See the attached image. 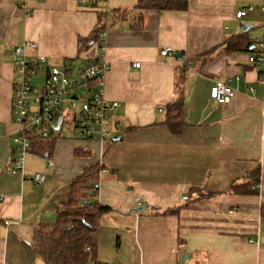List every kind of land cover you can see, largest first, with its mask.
Masks as SVG:
<instances>
[{
	"label": "crops",
	"instance_id": "0c3cea01",
	"mask_svg": "<svg viewBox=\"0 0 264 264\" xmlns=\"http://www.w3.org/2000/svg\"><path fill=\"white\" fill-rule=\"evenodd\" d=\"M137 1L0 0V264H45L33 242L36 228L55 222L71 180L96 163L103 167L97 199L111 209L95 236L98 262L184 264L187 253L185 264H264V71L247 52L228 53L222 44L242 33V24L250 26L247 34L258 26L255 45L264 41V0H188L183 12L144 11L139 31L131 28L134 16L111 24L110 11ZM249 6L255 13L235 18ZM101 13L103 94L118 104L110 112L119 125L114 139L57 134L50 156L27 155V179L11 174L14 50L36 46L25 59H47L38 67L43 80L48 68L65 63L78 72L99 53L88 40ZM166 48L170 54L161 55ZM215 80L235 91L226 105L210 99ZM179 94L187 125L172 135L164 110ZM257 168V194L229 192ZM36 173L42 182L31 180ZM200 190L212 196L199 198ZM176 207L178 213L161 214Z\"/></svg>",
	"mask_w": 264,
	"mask_h": 264
},
{
	"label": "built area",
	"instance_id": "2783aa9c",
	"mask_svg": "<svg viewBox=\"0 0 264 264\" xmlns=\"http://www.w3.org/2000/svg\"><path fill=\"white\" fill-rule=\"evenodd\" d=\"M253 11L252 6L238 10L235 18L241 19ZM260 11L264 13V6ZM104 36L105 32L99 34L102 41L98 44L100 50L95 59L83 65L76 74H72L73 68L68 63L62 69L48 68L41 87H36L35 76L38 67L45 65L47 59L38 57L34 63L26 61V52L28 49L35 50L34 44L25 43L14 50L11 117L17 126V135L12 138L15 154L11 160V174L28 178L23 175L24 158L28 155V140L24 135L33 131L48 133L53 129L52 122L57 116L61 117L60 136L68 133L79 140L98 142L114 139L115 128H119V125L112 121L110 112L118 104L108 101L103 94V78L108 66L104 58ZM256 47L257 52L249 54L248 61L264 71V41ZM170 52L171 49L166 48L160 54L168 55ZM134 66L138 67L139 64L135 63ZM234 94L235 91L228 84L219 80L214 81L209 91L213 105L218 106L228 104ZM65 105L68 107L65 108ZM63 125L67 133L62 132ZM31 180L40 183L44 175L36 173Z\"/></svg>",
	"mask_w": 264,
	"mask_h": 264
},
{
	"label": "trees",
	"instance_id": "16d2710c",
	"mask_svg": "<svg viewBox=\"0 0 264 264\" xmlns=\"http://www.w3.org/2000/svg\"><path fill=\"white\" fill-rule=\"evenodd\" d=\"M97 0H91L94 6ZM102 2V0H99ZM188 6V0H138L133 8L129 10L115 9L107 16L111 24L121 22L130 17L132 20V30L139 31L143 27V12L146 10L176 11L183 12ZM106 13L98 16L99 25L91 33L89 42L100 43L101 32L107 30L104 23ZM110 24V26H111ZM225 51L247 52L254 54L257 52L256 43L248 37L247 33H239L223 41ZM249 62V61H248ZM250 63V62H249ZM251 64V63H250ZM253 65V64H252ZM186 105L184 98L179 94L178 98L168 103L164 110L163 124L172 135H179L187 125ZM58 131L51 129L48 133L33 131L25 134L28 140V154L38 156H50L54 142L58 138ZM20 136V135H19ZM13 156L15 148L12 150ZM13 158V157H12ZM102 165L96 163L86 167L79 175L73 178L69 184V196L56 212V220L53 224L40 225L36 228L33 242L37 250L41 253L45 264H103L97 261V246L95 241L96 233L100 226V221L111 209L102 205L97 199L98 181ZM249 179V180H248ZM241 180L231 183L229 192L237 195L257 194L255 185L259 182V168L244 176ZM199 198L211 197V193L199 191ZM182 207L164 210L161 214H175ZM260 215L264 219V206L260 209ZM4 224L0 218V228Z\"/></svg>",
	"mask_w": 264,
	"mask_h": 264
},
{
	"label": "water",
	"instance_id": "95a60500",
	"mask_svg": "<svg viewBox=\"0 0 264 264\" xmlns=\"http://www.w3.org/2000/svg\"><path fill=\"white\" fill-rule=\"evenodd\" d=\"M250 29V26L249 25H246V24H242L240 26V31L242 33H245L247 32L248 30ZM183 59V54L182 53H177L176 54V60H182ZM60 124H61V117L60 116H57L53 122H52V127L55 131H58L59 130V127H60ZM120 139L119 137L116 138V140ZM183 198H186V195H182ZM190 258V255L187 254V253H184L182 255V263H186L188 261V259Z\"/></svg>",
	"mask_w": 264,
	"mask_h": 264
},
{
	"label": "rangeland",
	"instance_id": "374dc122",
	"mask_svg": "<svg viewBox=\"0 0 264 264\" xmlns=\"http://www.w3.org/2000/svg\"><path fill=\"white\" fill-rule=\"evenodd\" d=\"M254 13H255V11H254ZM242 20H246V19H242ZM256 27L258 28V26H256ZM257 28H253L252 30L249 31L248 35H249L250 39L257 38L259 36V29H257ZM59 68L62 69L61 66ZM76 73H77V66H75L72 74H76ZM42 82H43L42 70L38 69L37 74L35 76V83L38 85V87H41L42 86ZM67 107L68 106L65 105V108H67ZM63 110L66 111L64 108H63ZM62 132H64V133L68 132V130H67L65 125H63V127H62ZM26 158H27V156H25L24 161H26Z\"/></svg>",
	"mask_w": 264,
	"mask_h": 264
}]
</instances>
